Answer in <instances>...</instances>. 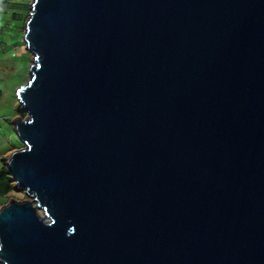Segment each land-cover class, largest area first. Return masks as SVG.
Segmentation results:
<instances>
[{"label": "water", "instance_id": "1", "mask_svg": "<svg viewBox=\"0 0 264 264\" xmlns=\"http://www.w3.org/2000/svg\"><path fill=\"white\" fill-rule=\"evenodd\" d=\"M24 43L0 264H264V0H32Z\"/></svg>", "mask_w": 264, "mask_h": 264}, {"label": "rangeland", "instance_id": "2", "mask_svg": "<svg viewBox=\"0 0 264 264\" xmlns=\"http://www.w3.org/2000/svg\"><path fill=\"white\" fill-rule=\"evenodd\" d=\"M19 1L28 3L29 6H31L32 3V0ZM19 1L14 0V2ZM25 14H27V12ZM10 46L9 52L5 56L9 55V57H12L13 61L9 66L12 67V69L9 71V64L0 61V69H2V71H0V92L3 93V99L0 103V174L10 157L8 154L9 151L14 147L17 148L16 150L22 148L13 127V121L16 118H25L23 117L24 114L21 113V106L18 102L16 92L18 88L28 81L29 64L32 60V55H28L26 52L25 43L18 41L17 38H13ZM27 199L28 197L24 192L19 193L14 190L9 195L6 203L3 205L0 204V208L4 207L12 200L24 202Z\"/></svg>", "mask_w": 264, "mask_h": 264}, {"label": "crops", "instance_id": "3", "mask_svg": "<svg viewBox=\"0 0 264 264\" xmlns=\"http://www.w3.org/2000/svg\"><path fill=\"white\" fill-rule=\"evenodd\" d=\"M19 1V0H17ZM10 3V4H9ZM12 3H24V2H14V0H0V61L4 63H8L9 71L12 69L10 63L13 61L12 57L5 56L9 52V48L11 47V41L13 38H17L18 41L24 43V33H25V25L29 18V13L24 14V17L21 20H17L14 17V7H12ZM28 5V3H25ZM16 12V11H15ZM5 37V41H4ZM26 47V45H25ZM26 52L28 55H31L27 49ZM3 53V54H1ZM33 60V56H32ZM31 60V63H32ZM31 63L29 65H31ZM2 71V69H0ZM3 99V93L0 92V103ZM1 107V105H0ZM17 148L14 147L9 151V155L12 154Z\"/></svg>", "mask_w": 264, "mask_h": 264}, {"label": "trees", "instance_id": "4", "mask_svg": "<svg viewBox=\"0 0 264 264\" xmlns=\"http://www.w3.org/2000/svg\"><path fill=\"white\" fill-rule=\"evenodd\" d=\"M12 5V7H14V17L17 20H21V18L24 17V14L30 11V6L25 3H12ZM23 117L26 116L23 115ZM13 190V182L7 172V169L4 167L0 174V204L3 205L6 203Z\"/></svg>", "mask_w": 264, "mask_h": 264}, {"label": "clouds", "instance_id": "5", "mask_svg": "<svg viewBox=\"0 0 264 264\" xmlns=\"http://www.w3.org/2000/svg\"><path fill=\"white\" fill-rule=\"evenodd\" d=\"M14 185H15V184L13 183V188H14ZM13 191H14V190H13Z\"/></svg>", "mask_w": 264, "mask_h": 264}]
</instances>
